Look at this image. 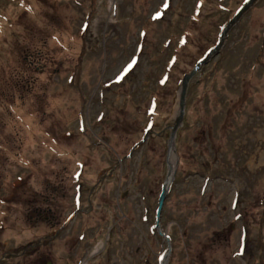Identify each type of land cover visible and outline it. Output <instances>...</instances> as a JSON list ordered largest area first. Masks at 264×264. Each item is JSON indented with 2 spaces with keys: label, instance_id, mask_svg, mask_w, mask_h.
I'll list each match as a JSON object with an SVG mask.
<instances>
[{
  "label": "rangeland",
  "instance_id": "obj_1",
  "mask_svg": "<svg viewBox=\"0 0 264 264\" xmlns=\"http://www.w3.org/2000/svg\"><path fill=\"white\" fill-rule=\"evenodd\" d=\"M242 1L0 0V264H63L86 243L159 262L177 83ZM173 145L166 264H264V0L189 80Z\"/></svg>",
  "mask_w": 264,
  "mask_h": 264
},
{
  "label": "water",
  "instance_id": "obj_2",
  "mask_svg": "<svg viewBox=\"0 0 264 264\" xmlns=\"http://www.w3.org/2000/svg\"><path fill=\"white\" fill-rule=\"evenodd\" d=\"M257 0H243L242 3L238 6L234 14L226 21V23L221 27L219 34H218V40L216 44L207 51L202 58H200L196 63L190 68L187 72L183 73L177 83L176 87V106L174 111V116L172 123L170 127L168 128V137L166 140V152H165V165H166V171L164 174V177L161 181L159 191L156 197V206L154 211V228L158 235L164 238L166 247L165 252L161 255L159 259L158 264H166V258L169 254L170 248L168 241L164 235L160 234V231L157 226V222L159 219V214L163 205V202L165 200V197L169 191V188L171 186V183L173 181L174 173H175V167L177 164V156L175 154L174 145H173V138L176 132V129L179 127L180 122L182 120V114H183V108H184V97H185V90L187 87V84L189 80L194 76V74L198 71L200 66L206 64L210 61L211 58L216 56L218 52L220 51L221 47L224 44V41L226 39V36L229 32V30L240 20V18L249 10L250 7L256 2ZM148 131L144 132L140 141L134 145L136 147L137 145H140L144 142L146 136L148 135ZM158 133H154L153 135H157ZM151 135V134H149ZM131 151H129L128 157L130 155ZM172 157V164L169 165L168 158Z\"/></svg>",
  "mask_w": 264,
  "mask_h": 264
},
{
  "label": "flooded vegetation",
  "instance_id": "obj_3",
  "mask_svg": "<svg viewBox=\"0 0 264 264\" xmlns=\"http://www.w3.org/2000/svg\"><path fill=\"white\" fill-rule=\"evenodd\" d=\"M159 135V133L156 135V136H158ZM97 136H95V138H96ZM167 137H168V135H167ZM116 160L117 159H115L114 161L116 162ZM93 190V189H92ZM43 212H47V213H49V209H46V210H36L35 212H33V218H32V220H41V221H43L44 223H45V225H47L49 228H53L55 225H57L58 223H57V220H55V218L54 217H52V216H48V217H44L43 215H42V213ZM87 213L88 211H84V210H79V209H74L73 210V212H72V214L73 215H76V214H78V213ZM30 220V219H29ZM65 222H63L62 224H60L59 226H57V228H59V227H61L63 224H64ZM105 223H106V221H105ZM98 226V228L101 226V225H97ZM56 231L57 230H55L54 231V233L53 234H56ZM79 232L80 231H78V235L76 236V241L77 242H79V241H81V240H83V238H84V236H82L81 237V240H78V236H79ZM52 237H54V236H52ZM52 237H50V238H52ZM43 239H42V241H40V242H43V241H47V240H50V238L47 236H44V237H42ZM36 245V244H35ZM35 245H29L28 247H31V248H34L35 247ZM74 246V245H73ZM72 245L70 246L71 248L73 247ZM75 246L76 247H78L79 248V243H76L75 244ZM30 248V249H31ZM74 249V248H73ZM80 249V248H79ZM83 250H82V252L81 251H79V250H76V249H74V252H73V254L74 255H76V256H74V258L72 257V258H70L69 260H68V262H66V261H64L63 262V264H116V262L114 261V262H111V261H109V260H105V259H103V258H100V255L101 254H97L95 251H93L91 254H90V256H89V258L87 257V256H85L86 255V253H87V251L90 249V246L86 243L84 246H83V248H82ZM96 254V257H91L92 255H95ZM162 255V254H161ZM161 257V256H160ZM160 257H159V259H160ZM96 261H95V260ZM94 260V261H93ZM36 262H37V264H42V261H41V257H39L38 258V260H36ZM159 263V262H158ZM157 263V264H158ZM43 264H54V263H50V262H43Z\"/></svg>",
  "mask_w": 264,
  "mask_h": 264
},
{
  "label": "bare ground",
  "instance_id": "obj_4",
  "mask_svg": "<svg viewBox=\"0 0 264 264\" xmlns=\"http://www.w3.org/2000/svg\"><path fill=\"white\" fill-rule=\"evenodd\" d=\"M168 163H169V165L171 166V164H172V157H170V158H168Z\"/></svg>",
  "mask_w": 264,
  "mask_h": 264
},
{
  "label": "trees",
  "instance_id": "obj_5",
  "mask_svg": "<svg viewBox=\"0 0 264 264\" xmlns=\"http://www.w3.org/2000/svg\"><path fill=\"white\" fill-rule=\"evenodd\" d=\"M202 58V57H201ZM198 61V60H197ZM168 67H171V65H169Z\"/></svg>",
  "mask_w": 264,
  "mask_h": 264
}]
</instances>
